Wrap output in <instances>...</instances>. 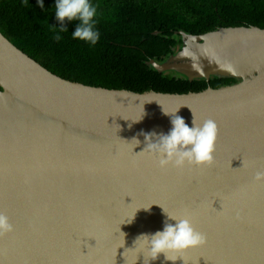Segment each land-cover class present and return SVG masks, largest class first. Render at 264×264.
Listing matches in <instances>:
<instances>
[{
  "label": "water",
  "instance_id": "obj_1",
  "mask_svg": "<svg viewBox=\"0 0 264 264\" xmlns=\"http://www.w3.org/2000/svg\"><path fill=\"white\" fill-rule=\"evenodd\" d=\"M178 33L177 52L147 61L157 72L236 81L187 93L85 85L0 32V213L14 226L0 264H148L135 241L163 229V209L207 243L149 264H264V28ZM163 111L216 122L211 165L159 168L145 134L169 132Z\"/></svg>",
  "mask_w": 264,
  "mask_h": 264
},
{
  "label": "trees",
  "instance_id": "obj_2",
  "mask_svg": "<svg viewBox=\"0 0 264 264\" xmlns=\"http://www.w3.org/2000/svg\"><path fill=\"white\" fill-rule=\"evenodd\" d=\"M100 38L95 45L73 39L78 21L55 18V0H0V32L53 74L90 86L198 92L231 84V77L190 81L176 72H157L149 59L165 61L177 52L178 31L202 34L228 26L264 28V0H91ZM57 35L61 38L56 39Z\"/></svg>",
  "mask_w": 264,
  "mask_h": 264
},
{
  "label": "clouds",
  "instance_id": "obj_3",
  "mask_svg": "<svg viewBox=\"0 0 264 264\" xmlns=\"http://www.w3.org/2000/svg\"><path fill=\"white\" fill-rule=\"evenodd\" d=\"M37 3L41 9L44 8V0H37ZM54 7L55 18L60 22L61 30L66 29L63 26L66 20L69 22L78 21L75 30L71 33L72 38L92 45L98 42L100 32L95 26L96 21L94 19L97 15L98 6L94 5L91 0H55ZM60 38L57 35L56 39L59 40ZM176 113L173 115L164 112L170 116L172 125L168 133L157 134L152 132L145 134L146 148L159 156V168L166 169L169 165L183 168L186 164L211 165L214 162L218 135L216 122L208 119L203 124H197L194 119L193 126L189 127L184 118ZM153 137H155L156 142H152ZM133 140L137 142L136 145L140 143L138 139L134 138ZM256 179H264V172H257ZM163 211L167 217L163 229L151 234H141L135 241V243L142 241L149 255L148 264L150 261L158 259L160 254H164L166 260L174 262L178 257L169 255V253H180L207 243L205 234L197 231L190 219L170 215L164 209ZM169 220L175 221V224L168 222ZM13 231L14 226L9 217L0 213V236Z\"/></svg>",
  "mask_w": 264,
  "mask_h": 264
}]
</instances>
